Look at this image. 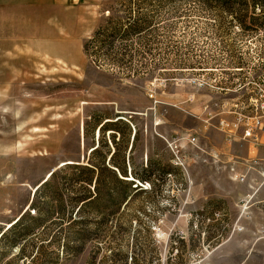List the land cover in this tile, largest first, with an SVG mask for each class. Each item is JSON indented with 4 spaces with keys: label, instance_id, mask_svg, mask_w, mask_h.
<instances>
[{
    "label": "rangeland",
    "instance_id": "rangeland-1",
    "mask_svg": "<svg viewBox=\"0 0 264 264\" xmlns=\"http://www.w3.org/2000/svg\"><path fill=\"white\" fill-rule=\"evenodd\" d=\"M130 1L140 2L81 0L58 14L50 8L47 20L35 16L27 45L0 46V236L7 231L0 264H264V178L257 172L264 155L250 156L243 127L229 137L220 124L238 113L264 120V28L232 23L226 13L217 22V12L192 1L150 0L147 8ZM249 10L264 20V8ZM139 11L150 19L143 31L112 47L93 43L99 27L127 23ZM117 119L119 131L100 128ZM117 148L126 161L132 156L135 172L154 170L153 182H136L132 198L109 209L107 225L96 228L93 216L103 215L90 211L84 226L63 223L67 246L51 221L12 244L35 224H7L37 216L32 189L48 171L68 160L97 162L93 149ZM232 166L246 179H236ZM118 220L132 224L117 231ZM46 233L55 243L40 242Z\"/></svg>",
    "mask_w": 264,
    "mask_h": 264
},
{
    "label": "trees",
    "instance_id": "trees-1",
    "mask_svg": "<svg viewBox=\"0 0 264 264\" xmlns=\"http://www.w3.org/2000/svg\"><path fill=\"white\" fill-rule=\"evenodd\" d=\"M175 1H192L194 2L192 8H195L196 5H198V7L205 9L208 12H217V18H215V21L217 22H221V19L219 18L220 13H226L230 16V22L232 23H239L245 28H251L255 24L264 28V20L259 21L260 19L251 15L249 10L252 5L263 9L264 0ZM129 4L133 6L137 4L138 7L147 8L150 5V0H140V2L130 1ZM146 15L147 13L139 11L138 15L129 18L127 23H125L124 20L119 19L110 27H99L93 36V43L94 41H97L98 43L100 42L104 44V46L109 45L112 47L115 39L143 31L150 23L149 16ZM101 36L103 37L102 39H100ZM84 50L88 51V43H85ZM119 120L120 119L115 121L107 120L101 124L100 128L105 127L106 125L108 130L119 131ZM136 135L137 132L135 138ZM114 144L117 143L114 142ZM91 152L92 156L99 155V161L96 162L93 160L86 165L73 162L71 164L56 167L44 182H40L41 184L35 189L31 201V206L33 207V210L37 211V216L30 217L26 215V213H23L14 220L9 228H13L12 230H27L28 227L25 226L26 219H30V221L35 224V227L22 235H17L12 242L13 245H21L23 239H30V236L35 234V228L42 227L46 229L48 222L51 221L59 225V235H62L59 239L62 238L64 242H66L64 245L67 246L69 238L63 233L65 230L64 226H62L63 223L70 226L78 224L84 226L91 219V217L88 216V212L91 211L93 212V215L97 213L103 215L100 220L97 219V216H93V225H96V228L107 225L109 221L108 216L111 212L109 209L112 206L117 208L122 206L124 203L123 201L126 198L131 199L132 193L138 188L136 182H143V180L148 181L150 184L153 182L151 174H153L154 170H146L147 174L144 175L135 172L134 167L132 166V156L130 155L126 161L125 153H120L118 148L111 154H102L101 151L97 149H93ZM147 161L151 167L156 165V162L151 158H148ZM129 164L131 165L130 172H128ZM133 184H136L135 187L132 186ZM40 198L43 200H40ZM45 198L48 199L45 200ZM131 224L132 222L128 221L126 226L130 227ZM94 226L93 233L95 231ZM115 227L117 231L127 228L123 227V225L119 223V220L116 221ZM1 233L0 240L3 239L7 231ZM44 235L47 237L41 239L40 242L44 243L45 241H49L48 244L55 243L56 236L54 234L47 235L46 233ZM74 237L79 239L85 238V233L76 232L74 233ZM25 256L28 255L24 254V249L21 247V257Z\"/></svg>",
    "mask_w": 264,
    "mask_h": 264
},
{
    "label": "crops",
    "instance_id": "crops-1",
    "mask_svg": "<svg viewBox=\"0 0 264 264\" xmlns=\"http://www.w3.org/2000/svg\"><path fill=\"white\" fill-rule=\"evenodd\" d=\"M80 1L81 0H0V46L27 45L29 42L28 39L32 36V33L30 32L29 34V31H33L34 29L33 24L35 16L37 17V22H43L45 19L47 20L45 15L49 14L50 8L62 11L65 8L75 7ZM54 13L58 14L60 12L56 10ZM262 141L264 142V137ZM253 149L254 150L249 151L251 157H255L257 154L264 155L262 147L261 150H259L260 148L255 149V147ZM55 169L56 167L48 171L46 176L42 179V182H44L49 173ZM41 183L37 184L32 189L31 197L35 189Z\"/></svg>",
    "mask_w": 264,
    "mask_h": 264
},
{
    "label": "built area",
    "instance_id": "built-area-1",
    "mask_svg": "<svg viewBox=\"0 0 264 264\" xmlns=\"http://www.w3.org/2000/svg\"><path fill=\"white\" fill-rule=\"evenodd\" d=\"M220 124L223 130L227 133L229 137H235L238 130L243 127V138L248 139L254 147L264 145L262 138L264 137V120L261 117H254L249 119L248 117L238 113L237 116L233 118L232 121L221 120ZM235 135V136H234ZM191 143L195 144L197 138L192 135L189 137ZM254 164H260L258 159H251ZM255 168V166H253ZM233 176L239 180H245L247 173L246 171H238L234 166L231 167ZM262 178H264V169L261 167L257 170Z\"/></svg>",
    "mask_w": 264,
    "mask_h": 264
},
{
    "label": "bare ground",
    "instance_id": "bare-ground-1",
    "mask_svg": "<svg viewBox=\"0 0 264 264\" xmlns=\"http://www.w3.org/2000/svg\"><path fill=\"white\" fill-rule=\"evenodd\" d=\"M65 163H73V161H72V160H68V161H66V162H62V163L59 164V166H62V165H64ZM50 175H51V173H49V175L47 176V178H48ZM17 218H18V217H17ZM17 218H16V219H17ZM13 222H14V221H13ZM13 222L7 224V227H6V228H9V227L13 224Z\"/></svg>",
    "mask_w": 264,
    "mask_h": 264
},
{
    "label": "water",
    "instance_id": "water-1",
    "mask_svg": "<svg viewBox=\"0 0 264 264\" xmlns=\"http://www.w3.org/2000/svg\"><path fill=\"white\" fill-rule=\"evenodd\" d=\"M65 164H71V163H65ZM65 164H64V165H65Z\"/></svg>",
    "mask_w": 264,
    "mask_h": 264
}]
</instances>
